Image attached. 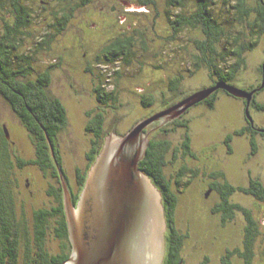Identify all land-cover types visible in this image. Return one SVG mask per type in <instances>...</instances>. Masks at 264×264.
I'll list each match as a JSON object with an SVG mask.
<instances>
[{
	"label": "trees",
	"instance_id": "16d2710c",
	"mask_svg": "<svg viewBox=\"0 0 264 264\" xmlns=\"http://www.w3.org/2000/svg\"><path fill=\"white\" fill-rule=\"evenodd\" d=\"M75 58L96 103L74 182L61 143L69 108L54 87ZM200 94L177 117L145 129L139 168L162 193V264H188L193 227L181 226L177 210L194 186L202 200L193 205L219 226L210 240L195 238L196 264H210L208 243L223 246L220 264H253L264 238V0H0V97L34 149L26 158L0 116V264H62L71 256L64 183L77 204L106 138L126 132L108 114L138 109L130 129ZM195 122L214 130L211 140H196ZM31 168L47 179L45 205H35ZM239 214L241 244L233 246L220 233Z\"/></svg>",
	"mask_w": 264,
	"mask_h": 264
},
{
	"label": "water",
	"instance_id": "95a60500",
	"mask_svg": "<svg viewBox=\"0 0 264 264\" xmlns=\"http://www.w3.org/2000/svg\"><path fill=\"white\" fill-rule=\"evenodd\" d=\"M201 97L141 120L122 135L110 134L77 204L64 183L72 252L62 264L163 263L168 226L162 193L139 168L151 133L145 129L177 117Z\"/></svg>",
	"mask_w": 264,
	"mask_h": 264
},
{
	"label": "rangeland",
	"instance_id": "374dc122",
	"mask_svg": "<svg viewBox=\"0 0 264 264\" xmlns=\"http://www.w3.org/2000/svg\"><path fill=\"white\" fill-rule=\"evenodd\" d=\"M64 67L65 68L60 71V76H58V85L56 84L54 88L60 89L64 101L69 108L68 113L70 124L67 126L66 130L62 132L61 143L65 168L67 169L71 180L75 182L74 172L76 167L85 165V152L88 147V140L84 135L85 125L88 120V112L94 109L96 102L94 101V96H90L92 83L88 81L89 77L87 73L83 72L80 61L75 58L71 65H64ZM70 81L75 83V88L70 86ZM11 109L12 108L0 97V116L2 117L1 121L7 123L10 126L11 132L18 142V146L22 149V152L26 158H31L34 155V149H32L30 140L27 138V132L17 126V119L13 117V114L10 111ZM141 114L142 113L138 109H121L118 112L113 111L112 113L108 114V117H118L120 120L118 124L119 128L124 132L127 131L135 119L142 116ZM261 117L263 118L262 120L264 123V116ZM192 131L197 141H199V139H203L204 137L206 140H211L214 136V130L212 128H206L205 131L199 122H195L193 124ZM228 163L229 162H227V164ZM29 175L34 178V190H37L35 205L40 206L47 204L48 199L44 200L46 198L44 190L47 185V179L43 178L42 173L39 171L37 172L35 168H31L29 170L28 176ZM24 190L25 189L22 185V191ZM199 199L202 200V198L197 196L196 186H194L193 189L186 194L177 210L178 220L181 226L184 227L188 221H191L193 227L192 236L190 239H188L187 243L189 244L184 251V256L188 264H196L197 257L200 252L196 248L195 238L200 237L210 240V237L218 232L217 228L219 227H217L216 221L210 218L208 211H205L199 207V205H193V203L197 202L196 200ZM243 204L245 206H251L250 203H246L244 201ZM200 206L206 207L204 205ZM206 208L209 210V206ZM256 216H258V214ZM236 217L238 223H235L231 229L226 230L225 232L221 231L220 234L221 237H226L225 239L227 241L229 240L231 245L240 246V239L242 237V216L239 214L236 215ZM263 217V214H259V218ZM260 229H264V221H262ZM223 232L225 234H223ZM216 234H219V232ZM263 240L264 238H261L256 244V255L253 258V264H264ZM198 243L200 246L202 245V242L199 241ZM210 245L212 244L208 243L207 246L203 245V247L208 248V252L211 255L210 264H220V253L223 246L219 248L218 244H214L212 247H210Z\"/></svg>",
	"mask_w": 264,
	"mask_h": 264
}]
</instances>
